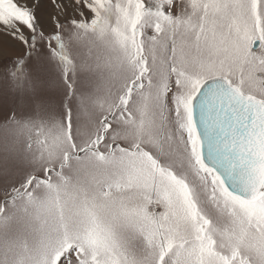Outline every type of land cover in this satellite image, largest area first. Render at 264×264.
<instances>
[{"label":"snow or ice","instance_id":"6c2138e0","mask_svg":"<svg viewBox=\"0 0 264 264\" xmlns=\"http://www.w3.org/2000/svg\"><path fill=\"white\" fill-rule=\"evenodd\" d=\"M0 264H264V0H0Z\"/></svg>","mask_w":264,"mask_h":264}]
</instances>
